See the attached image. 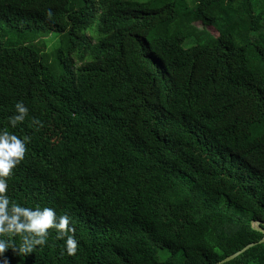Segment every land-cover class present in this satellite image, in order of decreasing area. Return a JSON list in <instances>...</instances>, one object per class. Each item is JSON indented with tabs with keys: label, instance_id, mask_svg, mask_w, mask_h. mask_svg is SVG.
Wrapping results in <instances>:
<instances>
[{
	"label": "trees",
	"instance_id": "obj_1",
	"mask_svg": "<svg viewBox=\"0 0 264 264\" xmlns=\"http://www.w3.org/2000/svg\"><path fill=\"white\" fill-rule=\"evenodd\" d=\"M0 129L29 137L10 201L76 241L8 264H264V0H0Z\"/></svg>",
	"mask_w": 264,
	"mask_h": 264
},
{
	"label": "clouds",
	"instance_id": "obj_2",
	"mask_svg": "<svg viewBox=\"0 0 264 264\" xmlns=\"http://www.w3.org/2000/svg\"><path fill=\"white\" fill-rule=\"evenodd\" d=\"M14 109V114L8 118V124L13 128L22 123L28 114V108L20 101L15 103ZM33 123L39 125L41 122L34 119ZM28 141V136L20 138L13 132L0 129V264H8L4 256L6 250L27 254L35 246H43L50 229L55 230L58 238H71L70 252L76 250V241L70 236L73 229L67 213L58 215L55 209L47 206H23L10 201L6 194L7 178L24 159ZM17 235L20 243L14 248L13 242L6 237Z\"/></svg>",
	"mask_w": 264,
	"mask_h": 264
},
{
	"label": "rangeland",
	"instance_id": "obj_3",
	"mask_svg": "<svg viewBox=\"0 0 264 264\" xmlns=\"http://www.w3.org/2000/svg\"><path fill=\"white\" fill-rule=\"evenodd\" d=\"M205 35L208 42H212L214 38H216L217 36L216 32L212 28H207L205 31ZM80 36L88 39L91 43L98 42L99 35L96 31V20L92 22L85 30H82L80 32ZM39 39L34 40L30 35L24 34L21 36L20 43L29 44L32 43L33 41L37 42ZM41 40L42 39H40V41ZM63 40H64L63 34H59V33L47 34L42 40V43L44 44V47L42 46L43 52L45 54H49L54 52L55 50L61 49ZM77 65H79V63L76 62V66ZM166 255H167L166 253H159L158 258L162 260Z\"/></svg>",
	"mask_w": 264,
	"mask_h": 264
},
{
	"label": "water",
	"instance_id": "obj_4",
	"mask_svg": "<svg viewBox=\"0 0 264 264\" xmlns=\"http://www.w3.org/2000/svg\"><path fill=\"white\" fill-rule=\"evenodd\" d=\"M262 224L263 223L259 222V221H252L251 222L252 229L263 234V238L259 242H257V244L264 242V229L261 228ZM253 245H255V244L254 243L248 244L247 246L243 247L238 252H235V253L231 254L230 256L225 257L224 259L218 261L215 264H226V263L232 261L233 259H235L236 257H238L241 253H243L244 251H246L248 248L252 247Z\"/></svg>",
	"mask_w": 264,
	"mask_h": 264
}]
</instances>
